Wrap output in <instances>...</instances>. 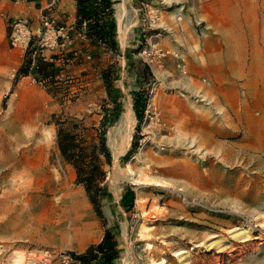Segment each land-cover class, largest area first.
<instances>
[{"label": "rangeland", "instance_id": "1", "mask_svg": "<svg viewBox=\"0 0 264 264\" xmlns=\"http://www.w3.org/2000/svg\"><path fill=\"white\" fill-rule=\"evenodd\" d=\"M57 1L55 28L70 42L55 38L44 73L31 59L19 73L29 50L8 45L0 15V264L56 262L104 228L116 233L113 264H264V0H114L127 15L119 29L112 5L116 52L74 31L69 2ZM109 65L123 78L110 92L120 110L111 122L100 79ZM57 128L75 135L90 185L102 188L99 215Z\"/></svg>", "mask_w": 264, "mask_h": 264}, {"label": "trees", "instance_id": "2", "mask_svg": "<svg viewBox=\"0 0 264 264\" xmlns=\"http://www.w3.org/2000/svg\"><path fill=\"white\" fill-rule=\"evenodd\" d=\"M73 1L74 21L72 26L74 31L79 32L90 44H100L104 48L116 52L117 45L112 8V5H114L113 3L115 1ZM34 60L36 63L34 72H43L42 66L46 65L48 62L38 55H36ZM25 61L26 62H23V65L19 67V73L25 74L27 72L30 58L28 57ZM139 63H141L142 67L140 74L142 76L148 74V65L141 60H139ZM46 75L47 73L44 74V76ZM116 77L117 74L115 73V67H113L112 65H109L100 71L101 83L105 90V93L108 95L109 98L111 95L110 92L113 89L112 82L116 79ZM138 97L139 94L137 92L132 95V110L135 114L138 109ZM140 107L142 108V104H140ZM116 114V111H112V120L116 116ZM104 115L105 112L103 113V119ZM74 136L75 135L72 132L66 129L57 128L56 145L63 159L75 168L78 181L83 182L87 198L89 202L93 205L96 214L99 215L98 195L102 188L97 183L90 185V182L92 180L91 169L85 163L83 153L81 152L82 147H80L75 142ZM98 147L101 152L106 153L101 134L99 135ZM112 229L104 228L101 238L97 243L89 244L81 253H71V258L77 261L79 264H113V259L117 256L118 249L116 248V242L114 239L116 233L113 232Z\"/></svg>", "mask_w": 264, "mask_h": 264}, {"label": "built area", "instance_id": "3", "mask_svg": "<svg viewBox=\"0 0 264 264\" xmlns=\"http://www.w3.org/2000/svg\"><path fill=\"white\" fill-rule=\"evenodd\" d=\"M13 3H17L20 0H9ZM195 2L202 3L208 2L212 0H194ZM194 9V7H193ZM196 11H193V14ZM183 14L179 10L174 14V23L179 30H182L183 23ZM10 32L8 36V45L11 48L25 49L26 47L29 50V58L31 61L36 57L37 51H39L43 47L55 48V38L59 37L62 39V43H69L70 39L67 34L65 28L60 25L55 28V21L51 16L43 15L39 19L37 32L35 34V38L33 39L30 33V29L26 24V19L21 17H14L10 19ZM192 29L202 36L204 33V29H207L205 21L203 19L198 18L196 15L192 17V22H190ZM177 67L181 74L185 73L184 65L177 64ZM202 82H205V79H201ZM54 261L49 263V256L43 257L42 264H79L77 261L70 258V256H62L61 259L56 260L55 262V254H53Z\"/></svg>", "mask_w": 264, "mask_h": 264}, {"label": "crops", "instance_id": "4", "mask_svg": "<svg viewBox=\"0 0 264 264\" xmlns=\"http://www.w3.org/2000/svg\"><path fill=\"white\" fill-rule=\"evenodd\" d=\"M61 0H58L57 3L59 4ZM65 2H69V8H68V13H69V19L71 22L74 19V1L73 0H63ZM115 5V4H114ZM113 5V7H114ZM57 7V6H56ZM0 15H2L6 20H10L14 17H22L25 19H30L32 20L29 29L30 33L33 34L35 33L34 30H31L32 27L33 29L37 28L38 20L40 19L41 16L46 15V16H51L54 21H55V0H20L17 3H13L9 0H0ZM50 48L43 47L40 49V56L44 60H51V56L54 55L55 50L50 52ZM122 77H116L114 81L119 82V87L118 83L113 87H117V90L122 89ZM211 81L205 80L204 84L207 86H210ZM187 86H189L187 84ZM193 87L191 88V90ZM194 92H197L196 90H192ZM198 93V92H197ZM131 93V95H133ZM109 103L111 104L110 107L105 108L104 112V119L103 121H112V111H116L117 114L120 111L118 106L116 104H113L112 98L110 97ZM132 109V105H131ZM116 114V116H117ZM115 116V117H116ZM110 121V122H111Z\"/></svg>", "mask_w": 264, "mask_h": 264}, {"label": "bare ground", "instance_id": "5", "mask_svg": "<svg viewBox=\"0 0 264 264\" xmlns=\"http://www.w3.org/2000/svg\"><path fill=\"white\" fill-rule=\"evenodd\" d=\"M120 1V0H119ZM123 1V0H122ZM114 10H115V21L118 25V28L119 29H126L127 28V15H126V8L125 6L121 3V2H117L115 5H114ZM125 21V23H124ZM124 23V24H123ZM121 37V36H120ZM129 108V107H127ZM128 113V112H127ZM131 115V114H130ZM128 118H126L127 120ZM122 122V121H121ZM128 127V126H127ZM122 128V127H121ZM131 128V127H130ZM125 129L123 132L125 133V139L123 140H126L125 143L128 144L129 142V139L131 137V131L132 129ZM260 146V145H259ZM259 146H252L251 148L252 149H259V150H263L262 147H259ZM54 182V181H53ZM164 261L162 260L161 262L159 263H156V264H163ZM155 264V263H154Z\"/></svg>", "mask_w": 264, "mask_h": 264}]
</instances>
